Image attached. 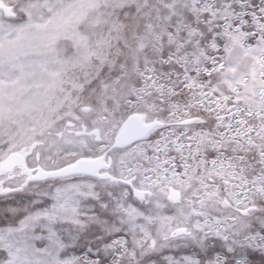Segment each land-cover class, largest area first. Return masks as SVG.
I'll list each match as a JSON object with an SVG mask.
<instances>
[{
    "label": "snow or ice",
    "instance_id": "snow-or-ice-1",
    "mask_svg": "<svg viewBox=\"0 0 264 264\" xmlns=\"http://www.w3.org/2000/svg\"><path fill=\"white\" fill-rule=\"evenodd\" d=\"M0 264H264V0H0Z\"/></svg>",
    "mask_w": 264,
    "mask_h": 264
}]
</instances>
